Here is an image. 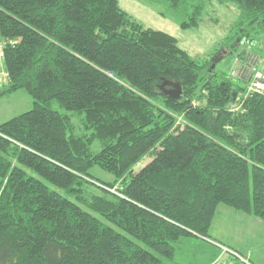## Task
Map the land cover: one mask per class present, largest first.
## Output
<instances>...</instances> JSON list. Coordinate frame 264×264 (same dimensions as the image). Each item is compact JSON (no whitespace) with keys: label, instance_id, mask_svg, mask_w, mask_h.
I'll return each mask as SVG.
<instances>
[{"label":"trees","instance_id":"obj_1","mask_svg":"<svg viewBox=\"0 0 264 264\" xmlns=\"http://www.w3.org/2000/svg\"><path fill=\"white\" fill-rule=\"evenodd\" d=\"M141 1L182 30L215 3L236 7L239 57L264 37V0ZM0 45V97L34 100L0 125V264H169L182 238L211 239L220 206L264 222V96L232 112L243 90L217 60L196 61L119 0H0Z\"/></svg>","mask_w":264,"mask_h":264},{"label":"rangeland","instance_id":"obj_2","mask_svg":"<svg viewBox=\"0 0 264 264\" xmlns=\"http://www.w3.org/2000/svg\"><path fill=\"white\" fill-rule=\"evenodd\" d=\"M119 4L124 11H126L129 15L143 24L146 28L161 31L174 37L178 41L180 47L189 55H191L196 61L204 63L211 59L217 60L215 64L216 70L219 75H229L233 68L236 67V60L240 58L238 55L242 52L244 47H239L237 52L235 51L234 53H231L227 48V37L230 35L232 27L238 21L240 15V12L238 11V9H236V7L232 5L227 6L215 3L208 7V9L206 10L204 20L199 28L182 30L171 19L160 16L158 12L161 9L157 6L148 4L147 2L141 0H119ZM249 48L250 49H246L247 53H252L255 56L257 55L264 58V37L257 39V42L253 45H250ZM232 106L235 107L236 105L233 104ZM53 107L61 114H69L73 115V117L76 116L75 113L68 112L67 110L62 108L57 102L53 103ZM33 108L34 100L25 91H18L17 93H14L12 95L0 97V125L15 117L31 111ZM74 120L76 125L80 124L79 118L77 116ZM98 149L99 145L95 144L93 150L97 151ZM151 161L152 157L146 156L145 158H143V160H141L137 165L134 166L132 172L134 174H138ZM31 174L34 177L40 179L38 175L32 172ZM90 174L93 178L102 182L114 181V177L111 174L104 172L98 166L93 167L90 170ZM46 184L52 190L64 194L62 190L56 188L55 186L47 182ZM223 209H225V211H231V214L224 213ZM218 210L220 212V215L227 216L228 223L222 225L221 222H219L217 224V228L223 229L228 232L232 225L235 232L244 231L250 237H248L247 239L241 238V241L244 242V244L247 243L248 248H246L251 251L252 256L249 254V252H243V256H245V258H253V261L257 260L258 262L260 261L261 263H264V223L260 222V219H234V216L241 215L243 213L236 214L238 212L226 206H220ZM92 215L101 220L103 223H106L113 227L118 233L126 235L124 231H122L115 225L106 222V220L99 215L94 213H92ZM243 216L248 217V215L246 214H243ZM252 218L258 219L256 217ZM251 231H253L252 235L254 232H256V236L253 238L250 234ZM213 235L215 234L213 233ZM220 237H222V235ZM235 238L237 240L239 237ZM135 242L145 247V245H143L142 243L138 241ZM226 244L227 246H230L228 245V243ZM207 262L202 264H206ZM247 262H249V260ZM217 264H237V261L231 256L225 255L218 261ZM238 264H242V256H238Z\"/></svg>","mask_w":264,"mask_h":264},{"label":"crops","instance_id":"obj_3","mask_svg":"<svg viewBox=\"0 0 264 264\" xmlns=\"http://www.w3.org/2000/svg\"><path fill=\"white\" fill-rule=\"evenodd\" d=\"M219 209V208H218ZM224 213H229L231 211H225L223 209ZM241 214V213H236ZM228 215V214H226ZM253 216L248 215V217L241 215H236L233 218L238 220H244L243 218H247L246 220H259V219H253ZM217 222V223H216ZM221 222V224H227L228 218L225 215H220L219 210H217V214L213 220L211 229H210V236L211 239L203 238L197 235H191L188 237H184L176 244V251L175 256L172 259V261L169 262V264H202L207 262L206 264H217L218 261L224 257L225 255L231 256L232 258L236 259L238 264V257H236L233 253H238L251 264H258L261 263L253 261V258H248L243 256V252H249V254L252 256V253L250 250H248L247 243L244 244V242L241 241V238L247 239L248 236L244 231L241 232H235L234 227L231 225L229 231H225L223 229H218L217 224ZM260 222H263L260 220ZM264 223V222H263ZM258 224V223H257ZM223 227V226H222ZM251 228V227H250ZM250 232L252 238L256 236V232L253 233ZM213 233L216 235H213ZM222 235V237H220ZM226 235V236H225ZM235 237H239L237 240ZM230 246H227V244ZM252 243V242H251ZM247 247V248H246ZM239 255V256H240ZM240 256V257H241ZM264 264V263H261Z\"/></svg>","mask_w":264,"mask_h":264},{"label":"built area","instance_id":"obj_4","mask_svg":"<svg viewBox=\"0 0 264 264\" xmlns=\"http://www.w3.org/2000/svg\"><path fill=\"white\" fill-rule=\"evenodd\" d=\"M3 46L0 45V89L9 83V74L4 65ZM263 62L252 53H247L236 60V67L228 78L238 84L243 92L236 99V106H231L232 112L240 109L245 101L254 95L264 96V66ZM112 76V75H111ZM244 264H249L242 259Z\"/></svg>","mask_w":264,"mask_h":264},{"label":"water","instance_id":"obj_5","mask_svg":"<svg viewBox=\"0 0 264 264\" xmlns=\"http://www.w3.org/2000/svg\"><path fill=\"white\" fill-rule=\"evenodd\" d=\"M164 85L172 87V91L164 90L165 94L172 99L179 98L182 95V86L179 83L167 82Z\"/></svg>","mask_w":264,"mask_h":264}]
</instances>
